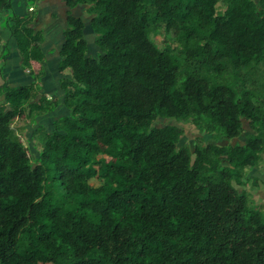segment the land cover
I'll return each mask as SVG.
<instances>
[{"label":"trees","instance_id":"obj_1","mask_svg":"<svg viewBox=\"0 0 264 264\" xmlns=\"http://www.w3.org/2000/svg\"><path fill=\"white\" fill-rule=\"evenodd\" d=\"M66 1L89 7L101 53L70 15V114L36 131L35 158L14 122L58 103L0 85V264H264V214L241 190L264 157V0ZM0 12V59L7 28L23 66L41 62L36 14Z\"/></svg>","mask_w":264,"mask_h":264},{"label":"crops","instance_id":"obj_2","mask_svg":"<svg viewBox=\"0 0 264 264\" xmlns=\"http://www.w3.org/2000/svg\"><path fill=\"white\" fill-rule=\"evenodd\" d=\"M88 8L85 5L70 8L66 0H42L33 6H30L27 0H14V10L21 16L28 15L30 11L36 14L33 15L32 25L36 32L42 33L43 37L41 48L44 58L41 62L32 61L29 68L23 66L17 40L11 36L7 28L1 30L5 44L3 50L6 56L5 61L0 64V85H7V87L35 85L39 96H45L48 100H56L58 103L54 111L39 116L34 123L28 118L17 119V121L26 122L22 128L26 129V134H29L28 140L33 142L34 146L35 133L40 127L52 131L57 120L70 114V110L66 107L65 82L72 79L73 75L70 69H61L63 61L61 51L65 43L64 33L70 15L84 19L89 53L91 54L92 51L90 36H93L94 49L99 50L95 44L96 35L91 27L93 16L88 12ZM8 14V12H0V26H5ZM4 98V95H0V101Z\"/></svg>","mask_w":264,"mask_h":264},{"label":"rangeland","instance_id":"obj_3","mask_svg":"<svg viewBox=\"0 0 264 264\" xmlns=\"http://www.w3.org/2000/svg\"><path fill=\"white\" fill-rule=\"evenodd\" d=\"M163 38L164 37L161 35L159 37H156V40L158 42H161L163 41ZM90 40L92 44L91 55L96 56L97 52L98 54L101 52H99V50L97 51L96 49H94L93 42H92L93 36H90ZM2 61H5L4 57L0 59V64H2L1 63ZM166 122H167L166 119H160L159 124H164ZM25 123L24 121L16 120L13 126L18 131L23 142L30 149L31 156L35 158L38 156V152L36 149L33 148L34 147L33 142L31 143V141L28 140L29 134H26V129L22 128L23 125H25ZM183 126L186 128V134L183 137L182 143H188L193 146L195 143L196 137L200 135V133L198 129L191 123L183 124ZM246 128H247V133H248L249 128L247 124H246ZM247 133L244 136H242L240 140H245ZM39 142H40V136L38 135L37 137H35L34 143L36 146H38V149L40 150L41 146ZM250 175H251V179L248 180L247 183L243 187H241V190L245 189L251 194L252 196V200L250 202L251 206H256L264 214V157L262 159V164L259 167L255 168L254 170L250 171ZM254 177L258 178V182H255L252 180V178ZM93 183L95 184L96 181H93Z\"/></svg>","mask_w":264,"mask_h":264},{"label":"water","instance_id":"obj_4","mask_svg":"<svg viewBox=\"0 0 264 264\" xmlns=\"http://www.w3.org/2000/svg\"><path fill=\"white\" fill-rule=\"evenodd\" d=\"M19 51H20V49H19Z\"/></svg>","mask_w":264,"mask_h":264}]
</instances>
